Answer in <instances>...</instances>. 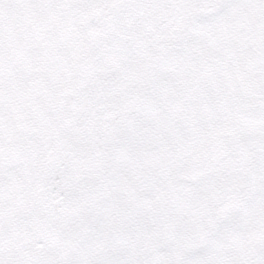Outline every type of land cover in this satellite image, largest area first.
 Returning a JSON list of instances; mask_svg holds the SVG:
<instances>
[{"label":"snow or ice","instance_id":"snow-or-ice-1","mask_svg":"<svg viewBox=\"0 0 264 264\" xmlns=\"http://www.w3.org/2000/svg\"><path fill=\"white\" fill-rule=\"evenodd\" d=\"M0 264H264V0H0Z\"/></svg>","mask_w":264,"mask_h":264}]
</instances>
